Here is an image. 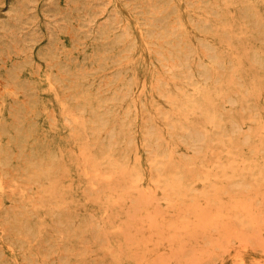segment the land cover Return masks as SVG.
Returning <instances> with one entry per match:
<instances>
[{
    "label": "rangeland",
    "instance_id": "1",
    "mask_svg": "<svg viewBox=\"0 0 264 264\" xmlns=\"http://www.w3.org/2000/svg\"><path fill=\"white\" fill-rule=\"evenodd\" d=\"M0 76V264H264V0H0Z\"/></svg>",
    "mask_w": 264,
    "mask_h": 264
},
{
    "label": "bare ground",
    "instance_id": "2",
    "mask_svg": "<svg viewBox=\"0 0 264 264\" xmlns=\"http://www.w3.org/2000/svg\"><path fill=\"white\" fill-rule=\"evenodd\" d=\"M226 1H227V0H226ZM234 1H235V0H232V2H234ZM244 1H245V0H244ZM262 1H263V0H262ZM240 2H241V1H239V3H240ZM251 2H252V0H251ZM211 3H212V2H211ZM241 3H242V2H241ZM245 3H246V2H245ZM237 4H238V3H237ZM250 4H252V3H250ZM240 5H241V4H240ZM242 5H246V4L243 3ZM255 5H256V4H255ZM166 6H167V5H166ZM227 6H228V5H227ZM229 6H230V5H229ZM231 6H232V5H231ZM233 6H234V4H233ZM168 7H169V5H168ZM238 7H239V6H238ZM162 8H164V7H162ZM232 9H233V8H232ZM236 9H237V8H236ZM248 9H249V8H248ZM257 9H258V8H256V9L254 8L255 11H256ZM167 10H168V9H167ZM252 10H253V7L251 8V12H252ZM160 11H161V10H160ZM227 11H228V10H227ZM227 11H226V12H227ZM232 11H233V10H232ZM234 11H235V10H234ZM237 11H238V9H237ZM209 12H210V11H209ZM238 12H239V11H238ZM156 13H157V12H156ZM240 13H241V12H240ZM229 14H230V12H229ZM229 14H228V15H229ZM231 14H232V12H231ZM234 14H235V12H234ZM158 15H159V14H158ZM161 15H162V14H161ZM161 15H160V17H161ZM156 16H157V15H156ZM232 16H233V15H232ZM232 16H231V17H232ZM238 16H240V14H239ZM243 16H244V15H243ZM148 17H150V19H151V15L148 16ZM154 18H155V17H154ZM222 18H223V17H221V20H222ZM242 19L244 20V18H242ZM148 20H149V18H148ZM163 20H164V19H163ZM209 20H210V19H209ZM235 20H236V19H235ZM146 21H147V19H146ZM149 21H150V20H149ZM152 21H153V20H152ZM152 21H150V22L152 23ZM167 21H168V20H167ZM172 21H174V20H172ZM205 21H206V20H205ZM223 21H224V20H223ZM247 21H248V20H247ZM207 22H209V21H206V24H207ZM233 22H234V21H233ZM244 22H245V21H244ZM211 23H212V21H211ZM256 23H257V22H256ZM157 24H160V23L157 22ZM167 24H168V23H167ZM174 24H175V23H174ZM174 24H173V26H175ZM251 24H252V23H251ZM169 25H170V24H169ZM228 25H229V24H228ZM228 25H226V27H227ZM244 25H245V24H244ZM159 26H160V25H159ZM162 26H163V25H162ZM173 26L171 25V27H173ZM230 26H231V25H230ZM149 27H150V26H149ZM176 27H177V26H176ZM178 27H179V26H178ZM198 27H201V26H198ZM250 27H251V26H250ZM255 27H256V26H255ZM259 27H260V26H259ZM228 28H229V26H228ZM230 28H232V27H230ZM240 28H241V27H240ZM155 29H156V28H155ZM158 29H159V28H158ZM170 29H171V28H170ZM206 29H207V28H206ZM212 29H213V28H212ZM224 29H225V28H224ZM226 29H227V28H226ZM247 29H248V27H247ZM107 30H108V29H107ZM128 30H129V29H128ZM252 30H253V29H252ZM124 31H126V30H124ZM160 31H161V30L159 29V32H160ZM174 31H175V30H174ZM226 31H227V30H225V32H226ZM254 31H255V30H254ZM254 31H253V32H254ZM101 32H102V31H101ZM103 32H104V31H103ZM108 32H109V31H108ZM157 32H158V30H157ZM163 32H164V30H163ZM177 32H178V31H177ZM205 32H206V31H205ZM211 32H212V31H211ZM213 32H214V31H213ZM216 32H217V31H216ZM128 33H129V32H128ZM130 33H131V32H130ZM154 33H155V32H154ZM231 33H232V32H231ZM103 34H104V33H103ZM213 34H215V33H213ZM234 34H235V33H234ZM246 34H247V33H246ZM107 35H108V34H107ZM129 35H130V34H129ZM162 35H163V33H162ZM215 35H216V34H215ZM229 35H230V34H229ZM213 36H214V35H213ZM221 36H222V35H221ZM230 36H231V35H230ZM234 36H235V35H234ZM236 36H237V34H236ZM240 36H241V35H240ZM242 36H243V35H242ZM114 37H115V36H114ZM126 37H127V36H126ZM153 37H154V35H153ZM160 37H161V36H160ZM168 37H169V36H168ZM215 37H217V36H215ZM238 37H239V36H238ZM128 38H129V37H128ZM156 38H157V37H156ZM161 38H162V37H161ZM99 39H100V38H99ZM109 39H110V37H109ZM126 39H127V38H126ZM154 39H155V37H154ZM170 39H171V38H170ZM179 39H180V38H179ZM97 40H98V39H97ZM100 40H101V39H100ZM152 40H153V39H152ZM158 40H159V39H158ZM164 40H165V39L163 38L162 41H164ZM172 40H173V39H172ZM225 40H226V39H225ZM227 40H229V39H227ZM227 40H226V41H227ZM92 41H93V40H92ZM95 41H96V38H95ZM103 41H104V40H103ZM103 41H102V42H103ZM118 41H119V40H118ZM166 41H167V40H166ZM79 42H80V41H79ZM105 42H106V41H105ZM124 42H125V41H124ZM175 42H177V40H176ZM181 42H182V41H181ZM230 42H231V41H230ZM90 43H91V42H90ZM161 43H162V42H161ZM203 43H204V42H203ZM206 43H207V42H206ZM246 43H247V42H246ZM248 43H249V42H248ZM74 44H75V43H74ZM93 44H94V43H93ZM111 44H112V43H111ZM162 44H163V43H162ZM173 44L175 45V43H173ZM209 44H210V43H209ZM213 44H214V43H213ZM72 45H73V44H72ZM72 45H71V46H72ZM101 45H102V44H101ZM119 45H120V44H119ZM165 45H166V44H165ZM186 45H188V44H186ZM230 45H231V43H230ZM92 46H93V45H92ZM169 46H171V45H169ZM169 46H168V47H169ZM175 46H176V45H175ZM247 46H249V45H247ZM72 47H74V46H72ZM77 47H78V46H77ZM81 47H82V46H81ZM84 47H85V46H84ZM90 47H91V46H90ZM121 47H122V46H121ZM215 47H216V46H215ZM228 47H229V45H228ZM68 48H69V47H68ZM75 48H76V47H75ZM78 48H79V47H78ZM101 48H102V47H101ZM229 48H231V47H229ZM234 48H235V47H234ZM82 49H83V48H82ZM184 49H185V48H184ZM203 49H205V47H204ZM71 50L73 51V49H71ZM172 50H173V49H172ZM174 50H175V49H174ZM180 50H181V49H180ZM67 51H68V50H67ZM77 51H78V50H77ZM80 51H81V50H80ZM90 51H91V50H90ZM96 51H97V50H96ZM103 51H104V50H103ZM109 51H110V50H109ZM124 51H125V50H124ZM130 51H132V50H130ZM182 51H183V49H182ZM185 51H187V50L185 49ZM185 51H184V52H185ZM225 51H226V50H225ZM65 52H66V51H65ZM68 52H69V51H68ZM68 52H66V53H68ZM70 52H71V51H70ZM70 52H69V53H70ZM73 52H74V51H73ZM105 52H106V51H105ZM163 52H164V51H163ZM165 52H166V51H165ZM252 52H253V50H252ZM66 53H65V54H66ZM79 53H80V52H79ZM86 53H87V52H86ZM100 53H101V52H100ZM231 53H232V52H231ZM247 53H248V52H247ZM71 54H72V52H71ZM71 54H70V55H71ZM84 54H85V53H84ZM90 54H91V53H90ZM97 54H98V53H97ZM105 54H106V53H105ZM128 54H129V53H128ZM128 54H127V55H128ZM210 54H211V53H210ZM86 55H87V54H86ZM93 55H94V54H93ZM93 55H92V56H93ZM103 55H104V54H103ZM106 55H107V54H106ZM120 55H121V54H120ZM122 55H125V54L122 53ZM129 55H130V54H129ZM116 56H117V54H116ZM166 56H167V57H170V55H169L168 53H166ZM73 57H74V56H73ZM81 57H82V56H81ZM104 57H105V55H104ZM174 57H175V56H174ZM174 57H173V58H174ZM231 57H232V56H231ZM59 58H61V57H59ZM67 58H68V56H67ZM76 58H77V56H76ZM74 59H75V58H74ZM89 59H90V58H89ZM92 59H93V58H92ZM94 59H95V58H94ZM101 59H102V58H101ZM118 59H119V58H118ZM131 59H132V57H131ZM182 59H183V58H182ZM57 60H58V59H57ZM57 60H56L55 62H58ZM63 60H64V59H63ZM77 60H79V59H77ZM83 60H84V58H83ZM83 60H82V61H83ZM95 60H96V59H95ZM102 60H103V59H102ZM112 60H113V59H112ZM121 60H122V59H121ZM132 60H133V59H132ZM175 60H176V59H175ZM79 61H80V60H79ZM87 61H88V60H87ZM92 61H93V60H92ZM98 61H99V60H98ZM100 61H101V60H100ZM115 61H116V59H115ZM125 61H127V60L125 59ZM170 61H171V60H170ZM218 61H219V60H218ZM65 62H67V61H65ZM84 62H85V61H84ZM101 62H102V61H101ZM103 62H105V61H103ZM131 62H132V61H131ZM174 62H175V61H174ZM177 62H178V61H177ZM182 62H183V61H182ZM216 62H217V61H216ZM237 62H238V61H237ZM50 63H51V62H50ZM53 63H54V62H53ZM67 63H69V62H67ZM77 63H78V61H77ZM105 63H106V62H105ZM170 63H171V62H170ZM170 63H169V65H170ZM172 63H173V62H172ZM240 63H241V62H240ZM80 64H81V63H80ZM89 64H90V63H89ZM106 64H107V63H106ZM173 64L175 65V63H173ZM220 64H221V63H220ZM226 64H227V63H226ZM49 65H50V64H49ZM74 65H75V64H74ZM74 65H73V66H74ZM119 65H120V64H119ZM119 65H118V66H119ZM127 65H128V64H127ZM177 65H178V64H177ZM207 65H209V64L207 63ZM213 65H214V64H213ZM255 65H256V64H255ZM170 66H171V65H170ZM172 66H173V65H172ZM215 66H216V65H215ZM238 66H239V63H238ZM68 67H70V66H68ZM87 67H88V66H87ZM119 67H120V66H119ZM124 67H125V66H124ZM210 67H211V66H210ZM239 67H240V66H239ZM12 68H14V67H12ZM12 68H11V69H12ZM58 68H59V67H58ZM72 68H73V67H72ZM79 68H81V67H79ZM83 68H84V67H83ZM113 68H114V67H113ZM171 68H172V67H171ZM234 68H236V67H234ZM9 69H10V68H9ZM14 69H15V68H14ZM239 69H240V68H239ZM16 70H17V69H16ZM49 70H50V69H49ZM76 70H77V69L75 68V71H76ZM84 70H85V68H84ZM219 70H220V69H219ZM9 71H10V70H9ZM61 71H62V70H61ZM78 71H79V70H78ZM86 71H87V70H86ZM208 71H209V70H208ZM233 71H234V70H233ZM16 72H18V71H16ZM57 72H58V70H57ZM63 72H64V71H63ZM81 72H82V71H81ZM84 72H85V71H84ZM221 72H222V71H221ZM241 72H242V71H241ZM7 73H8V72H7ZM28 73H30V72H28ZM46 73H47V72H46ZM70 73H71V72H70ZM72 73H73V71H72ZM85 73H86V72H85ZM223 73H224V71H223ZM16 74H17V73H16ZM18 74H19V73H18ZM20 74H21V73H20ZM58 74H60V73H58ZM76 74H80V71H79V73H76ZM7 75H8V74H7ZM71 75H72V74H71ZM120 75H121V74H120ZM223 75H224V74H223ZM239 75H240V72H239ZM239 75H238V76H239ZM2 76H3V75H2ZM11 76H12V75H11ZM17 76H18V75H17ZM23 76H24V75H23ZM31 76H32V75H31ZM49 76H50V75H49ZM63 76H64V74H63ZM67 76H68V74H67ZM231 76H233V75H231ZM231 76H230V77H231ZM0 77H1V76H0ZM46 77H48V76H46ZM50 77H51V76H50ZM68 77H69V76H68ZM133 77H134V76H133ZM212 77H213V76H212ZM7 78L9 79V77H7ZM7 78H6V79H7ZM60 78H61V77H60ZM70 78H71V77H70ZM215 78H216V77H215ZM232 78H235V77H232ZM49 79H51V78H49ZM54 79H55V78H54ZM71 79H73V77H72ZM118 79H119V77H118ZM227 79H228V78H226V80H227ZM230 79H231V78H230ZM16 80H17V79H16ZM46 80H47V78H46ZM74 80H75V79H74ZM119 80H120V79H119ZM217 80H218V79H217ZM9 81H10V80H9ZM31 81H32V80H31ZM31 81H30V83H31ZM51 81H52V80H51ZM53 81H54V80H53ZM109 81H111V80H109ZM237 81H238V80H237ZM251 81H252V79H251ZM4 82H5V81H4ZM6 82H7V81H6ZM13 82H14V80H13ZM26 82H27V81H26ZM47 82H48V81H47ZM55 82H56V81H55ZM118 82H119V81H118ZM122 82H123V81H122ZM114 83H115V82H114ZM127 83H128V81H127ZM134 83H135V82H134ZM221 83L223 84L222 81H221ZM227 83H228V82H227ZM227 83H225V84H227ZM239 83H240V81H239ZM251 83H253V82H251ZM4 84H5V83H4ZM23 84H24V83H23ZM50 84H51V82H50ZM72 84H73V81H72ZM5 85H6V84H5ZM8 85H9V84H8ZM8 85H7V86H8ZM14 85H15V84H14ZM19 85H20V84H19ZM34 85H35V84H34ZM213 85H215V84H213ZM232 85H233V84H232ZM16 86H17V85H15V88H16ZM31 86H32V85H31ZM31 86H30V87H31ZM128 86H129V85H128ZM8 87H9V86H8ZM8 87H7V88H8ZM11 87H12V86H11ZM27 87H28V86H27ZM53 87H54V86H52V88H53ZM55 87L57 88V86H55ZM12 88H13V87H12ZM17 88H18V87H17ZM22 88H23V87H22ZM32 88H34V86H32ZM48 88H49V87H48ZM125 88H127V86H126ZM215 88H216V87H215ZM3 89H4V88H3ZM13 89H14V88H13ZM13 89H12V90H13ZM20 89H21V88H20ZM78 89H79V88H78ZM127 89H129V88H127ZM250 89H251V87H250ZM259 89H260V88H259ZM35 90H36V87H35ZM49 90H51V89H49ZM203 90H204V89H203ZM7 91H8V89H7ZM19 91H20V90H19ZM19 91H18V92H19ZM31 91H32V90H31ZM109 91H110V90H109ZM111 91H112V90H111ZM119 91H120V89H119ZM126 91H127V90H126ZM129 91H130V89H129ZM220 91H221V90H220ZM224 91H225V90H224ZM238 91H239V90H238ZM14 92H15V91H14ZM16 92H17V90H16ZM123 92H124V91H123ZM184 92H185V91H184ZM9 93H11V91H10ZM28 93H29V91H28ZM114 93H115V92H114ZM233 93H234V91H233ZM18 94H19V93H18ZM36 94H38V93H36ZM53 94H54V93H53ZM117 94H118V93H117ZM125 94H127V93H125ZM125 94H124V95H125ZM219 94H220V93H219ZM19 95H20V94H19ZM22 95H23V94H22ZM118 95H119V94H118ZM121 95H122V92H121ZM240 95H241V94H240ZM20 96H21V95H20ZM23 96H24V95H23ZM38 96H39V95H38ZM38 96H36V97H38ZM57 96H58V95H56V97H55V96H54V97H55L56 99H59ZM114 96H115V95H114ZM122 96H123V95H122ZM15 97H16V96H15ZM25 97H26V96H25ZM86 97H87V96H86ZM175 97H176V96H175ZM203 97H204V96H203ZM241 97H242V95H241ZM117 98H118V97H117ZM201 98H202V97H201ZM208 98H209V97H208ZM211 98H212V97H211ZM242 98H243V97H242ZM245 98H246V97H245ZM12 99H13V98H12ZM29 99H30V98H29ZM34 99H36V98L34 97ZM110 99H111V98H110ZM178 99H179V98H178ZM3 100H4V99H3ZM13 100H14V99H13ZM27 100H28V96H27ZM32 100H33V99H32ZM120 100H121V99H120ZM203 100H204V99H203ZM212 100H213V99H212ZM14 101H15V100H14ZM23 101H25V100H23ZM226 101H227V100H226ZM21 102H22V101H21ZM21 102H20V103H21ZM26 102H27V101H26ZM35 102H36V101H35ZM107 102H108V100H107ZM118 102H119V101H118ZM203 102H204V101H203ZM6 103H7V102H6ZM16 103H17V102H16ZM20 103H18V104H20ZM32 103H33V102H32ZM32 103H31V104H32ZM62 103H63V101H62ZM84 103H85V101H84ZM104 103H105V102H104ZM108 103H110V102H108ZM115 103H116V102H115ZM172 103H173V101H172ZM191 103H192V102H191ZM191 103H190V104H191ZM193 103H194V102H193ZM215 103H216V102H215ZM22 104H23V103H22ZM26 104H27V103H26ZM60 104H61V103H60ZM95 104H96V103H95ZM230 104H231V103H230ZM233 104H234V103H233ZM0 105H1V104H0ZM15 105H16V104H15ZM27 105H28V104H27ZM61 105H62V104H61ZM175 105H176V104H175ZM219 105H220V104H219ZM226 105H227V103H226ZM2 106H3V104H2ZM24 106H25V105H24ZM44 106H45V105H44ZM83 106H84V105H83ZM89 106H90V105H89ZM89 106H88V108H89ZM95 106H96V105H95ZM176 106H177V105H176ZM184 106H185V105H184ZM184 106H183V107H184ZM26 107H27V106H26ZM61 107H62V106H61ZM61 107H60V108H61ZM65 107H67V105H66ZM85 107H87V106H85ZM109 107H110V106H109ZM196 107H197V106H196ZM6 108H7V107H6ZM14 108H15V107H14ZM16 108H17V107H16ZM24 108H25V107H24ZM30 108H31V107H30ZM216 108H217V107H216ZM223 108H224V107H223ZM19 109H20V108H19ZM31 109H32V108H31ZM41 109H42V108H41ZM64 109H65V108H64ZM81 109H82V108H81ZM99 109H100V108H99ZM103 109H104V108H103ZM173 109H175V108H173ZM1 110H2V109H1ZM11 110H12V109H11ZM27 110H29V109L27 108ZM27 110H26L25 112H27ZM37 110L39 111V109H37ZM37 110H36V111H37ZM185 110H186V109H185ZM189 110H191V109H189ZM16 111H17V110H16ZM30 111H31V110H30ZM33 111H34V110H33ZM82 111H83V110H82ZM180 111H181V110H180ZM183 111H184V109H183ZM7 112H8V111H7ZM10 112H11V111H10ZM52 112H53V111H52ZM85 112H86V111H85ZM90 112H91V110H90ZM214 112H215V111H214ZM222 112H225V111H222ZM0 113H1V112H0ZM8 113H9V112H8ZM20 113H21V112H20ZM63 113H65L64 116L67 115V114H66L67 112H63ZM106 113H107V112H106ZM188 113H189V112H188ZM206 113H207V112H206ZM229 113H231V112H229ZM1 114H2V113H1ZM17 114H18V113H17ZM46 114H47V112H46ZM61 114H62V113H61ZM69 114H70V113H69ZM90 114L92 115V113H90ZM93 114H94V113H93ZM180 114H181V113H180ZM9 115H10V113H9ZM9 115H8V116H9ZM11 115H12V114H11ZM28 115H29V114H28ZM97 115H99V114H97ZM194 115H195V114H194ZM6 116H7V115H6ZM13 116H14V114H13ZM15 116H17V115L15 114ZM21 116H22V115H21ZM33 116H34V115H33ZM67 116H68V115H67ZM67 116H66V117H67ZM94 116H96V115H94ZM173 116H174V115H173ZM177 116H178V115H177ZM185 116H186V115H185ZM188 116H189V115H188ZM214 116H215V115H214ZM214 116H213V117H214ZM0 117H1V116H0ZM30 117H31V116H29V118H30ZM37 117H38V116H37ZM37 117H36V118H37ZM69 117H70V115H69ZM179 117H180V115H179ZM3 118H4V116H3ZM9 118H10V117H9ZM11 118H12V117H11ZM48 118H49V117H48ZM176 118H177V117H176ZM4 119H5V118H4ZM4 119H3V120H4ZM24 119H25V118H24ZM51 119H53V118H51ZM56 119H57V118H56ZM72 119H73V117L71 118V120H72ZM74 119H75V118H74ZM93 119H94V118H93ZM172 119H173V118H172ZM220 119H221V118H220ZM10 120H11V119H10ZM12 120H13V119H12ZM14 120H15V117H14ZM14 120H13L12 122H14ZM16 120H17V119H16ZM19 120H20V118H19ZM66 120H67V119H66ZM66 120H65V121H66ZM174 120H175V119H174ZM191 120H192V119H191ZM49 121H50V120H49ZM72 121H73V120H72ZM75 121L77 122V120H75ZM168 121H169V120H168ZM170 121H171V120H170ZM4 122H5V121H4ZM29 122H30V120H29ZM29 122H28V123H29ZM34 122H36V121H34ZM67 122H68V121H67ZM67 122H66V123H67ZM73 122H74V121H73ZM96 122H97V121H96ZM175 122H176V121H175ZM212 122H213V124H214V121H212ZM212 122H211V123H212ZM218 122H219V121H218ZM1 123H2V122H1ZM5 123H6V122H5ZM7 123H8V122H7ZM9 123H10V122H9ZM16 123H17V122H16ZM22 123H23V122H22ZM26 123H27V121H26ZM69 123H70V122H69ZM69 123H68V124H69ZM173 123H174V121H173ZM35 124H36V123H35ZM50 124H52V123H50ZM74 124H76V123H74ZM77 124H78V122H77ZM213 124H212V125H213ZM6 125H7V124H6ZM19 125H20V124H19ZM30 125H31V124H30ZM71 125H72V124H71ZM8 126H10V125H8ZM15 126H16V125H15ZM20 126H21V125H20ZM28 126H29V125H28ZM183 126H184V125H183ZM13 127H14V126H13ZM16 127H17V126H16ZM23 127H24V126H23ZM23 127H22V128H23ZM26 127H27V125H26ZM36 127H37V126H36ZM51 127H52V126H51ZM79 127H82V126H80V124H79ZM234 127H235V126H234ZM22 128H21V129H22ZM41 128H42V127H41ZM82 128H83V127H82ZM26 129H27V128H25L24 130H26ZM33 129H34V128H33ZM73 129H74V128H73ZM80 129H81V128H80ZM83 129H84V128H83ZM185 129H186V128H185ZM219 129H220V128H219ZM223 129H224V127H223ZM18 130H19V129H18ZM24 130H23V131H24ZM30 130H31V129H30ZM34 130H35V129H34ZM50 130H51V129H50ZM81 130H82V129H81ZM207 130H208V129H207ZM212 130H213V129H212ZM215 130H216V129H215ZM75 131H76V130H75ZM208 131H209V130H208ZM13 132H14V131H13ZM15 132H16V131H15ZM17 132H18V131H17ZM35 132H36V131H35ZM205 132H206V131H205ZM247 132H248V131H247ZM30 133H31V132H30ZM37 133H38V132H37ZM68 133H69V132H68ZM71 133H72V132H71ZM221 133H222V132H221ZM233 133H234V132H233ZM248 133H249V132H248ZM205 134H206V133H205ZM215 134H217V133H215ZM222 134H223V133H222ZM222 134H221V135H222ZM10 135H11V133H10ZM14 135H15V133H14ZM72 135H73V137H75V133H73ZM117 135H118V134H117ZM202 135H203V134H202ZM217 135H218V134H217ZM0 136H1V135H0ZM7 136H8V135H7ZM17 136H19V135H17ZM22 136H23V135H22ZM69 136H70V134H69ZM209 136H210V135H209ZM247 136H248V135H247ZM31 137H32V135H31ZM79 137H80V136L78 135L77 138L79 139ZM204 137H205V140L207 141V140H208V136H207V139H206V136H205V135H204ZM221 137H222V136H221ZM15 138H16V137H15ZM25 138H26V137H25ZM40 138H41V137H40ZM70 138H71V137H70ZM108 138H109V137H108ZM45 139H46V137H45ZM226 139H227V138H226ZM259 139H260V138H259ZM16 140H17V138H16ZM26 140H27V138H26ZM48 140H49V139H48ZM50 140H51V139H50ZM234 140H235V139H234ZM238 140H239V139H238ZM6 141H10V140H6ZM78 141H79V140H78ZM206 141H205V142H206ZM208 141H209V140H208ZM47 142H48V141H47ZM116 142H117V141H116ZM201 142H202V140H201ZM222 142H223V141H222ZM230 142H231V138H230ZM244 142H246V140H245ZM260 142H261V140H259V143H258L259 145L261 144ZM42 143H43V142H42ZM206 143H207V142H206ZM206 143H205V144H206ZM228 143H229V142H228ZM246 143H247V142H246ZM12 144H13V143H12ZM27 144H28V143H27ZM46 144H47V143H46ZM113 144H114V143H113ZM220 144H221V143H220ZM74 145H75V144H74ZM227 145H228V144H227ZM261 145H262V144H261ZM53 146H54V145H53ZM112 146H113V145H112ZM222 146H224V144H222ZM252 146L254 147L255 145H252ZM15 147H16V146H15ZM15 147H14V148H15ZM41 148H42V147H41ZM43 148H44V147H43ZM256 148H257V147H256ZM227 150H228V149H227ZM0 152H1V151H0ZM5 158H6V157H5ZM58 159H59V158H58ZM55 160H56V159H55ZM55 160H54V161H55ZM61 160H62V159H61ZM54 161H53V162H54ZM231 164H232V163H231ZM228 166H230V165H228ZM230 167H231V166H230ZM59 168H60V166H59ZM224 171H225V169H224ZM224 171H223V172H224ZM230 171H231V169H230ZM65 172H66V171H65ZM67 173H68V172H67ZM52 174H53V173H52ZM1 176H2V175H1ZM48 176H49V175H48ZM227 177H228V176H227ZM1 178H2V177H1ZM48 178H49V177H48ZM59 179H60V177L58 178V180H59ZM61 179H63V178L61 177ZM74 179H75V178H74ZM52 180H53V179H52ZM54 180H55V179H54ZM56 180H57V179H56ZM56 180H55V182H56ZM58 180H57V181H58ZM0 182H1V181H0ZM59 183L61 184L60 181H59ZM0 184H1V183H0ZM41 184H42V183H41ZM52 184H53V183H52ZM60 184H59V185H60ZM42 185H43V184H42ZM42 185H41V186H42ZM49 185H50V184H49ZM55 185H56V184H55ZM36 186H37V185H36ZM41 186H40V187L38 186V187H39V188H42L43 186H42V187H41ZM56 186H58V184H57ZM62 186H63V185H62ZM35 188H36V187H35ZM51 188H53V187H51ZM62 188H64V187H62ZM62 188H61V189H62ZM69 188H70V187H69ZM64 189L66 190V188H64ZM35 190H37V189H35ZM39 190H40V189H39ZM48 190H49V188H48ZM62 190H63V189H62ZM68 190H69V189H68ZM0 191H1V190H0ZM3 191H4V190H3ZM33 191H34V190H33ZM41 191H42V190H41ZM43 191H44V189H43ZM58 191H59V190H58ZM35 192L40 193L39 191H35ZM35 192H34V195H35ZM50 192H51V191H49V193H50ZM54 192H55V189H54ZM62 192H63V191H62ZM59 193H60V191H59ZM36 194H37V193H36ZM45 194H46V193H45ZM61 194H62V193H61ZM22 195H23V192H22ZM42 195H43V194L41 193V196H42ZM48 195H49V194H48ZM48 195H46L47 198H49ZM56 195H57V193H56ZM56 195H55V197H56ZM59 195H60V194H59ZM62 195H63V194H62ZM62 195H61V196H62ZM66 195L68 196L69 194H66ZM1 196H2V195H1ZM1 196H0V197H1ZM20 197H21V196H20ZM27 197H28V196H27ZM52 197H53V196H52ZM40 198H41V197H40ZM53 198H54V197H53ZM59 198H60V196H59ZM59 198H58L57 200H59ZM22 199H24V198H22ZM33 199H34V198H33ZM42 199H44V197H42ZM51 199H52V198H51ZM51 199H50V200H51ZM73 199H74V198L70 199V201L73 200ZM29 200H30V198L28 199V201H29ZM52 200H54V202H55V199H52ZM30 201H31V200H30ZM30 201H29V202H30ZM46 201H47V199H46ZM48 201H49V200H48ZM61 201H63V198L61 199ZM61 201H59V202H61ZM65 201H67V200H65ZM73 201H74V200H73ZM73 201H72V202H73ZM44 202H45V200H44ZM44 202H43V204H44ZM56 202H57V201H56ZM68 202H69V201H68ZM33 203H34V202H33ZM47 203H48V202H47ZM79 203H80V202H79ZM30 204H31V203H30ZM34 204H35V203H34ZM37 204H39V203H37ZM45 204H46V203H45ZM45 204H44V205H45ZM49 204H50V203H49ZM61 204H62V203H61ZM66 204H67V203H66ZM68 204H69V203H68ZM70 204H71V203H70ZM70 204H69V205H70ZM72 204H75V203H72ZM76 204H77V202H76ZM58 205H59V204H58ZM39 206H40V205H39ZM45 206H46V205H45ZM50 206H51V208H52V205H51V204H50ZM25 207H26V206H25ZM40 207H41V208H44L43 206H40ZM40 207H38V209H39ZM31 208H32V207H31ZM49 208H50V207H49ZM36 209H37V208H36ZM32 210H33V208H32ZM42 210H44V209H42ZM33 211H34V210H33ZM36 211H37V210H36ZM38 213H39V212H38ZM35 214H36V213H35ZM37 215H38V214H37ZM109 246H110V245H109ZM10 250H13V249H10ZM11 252H12V251H11ZM14 259H15V258H14ZM15 261L17 262V260H15Z\"/></svg>",
    "mask_w": 264,
    "mask_h": 264
}]
</instances>
